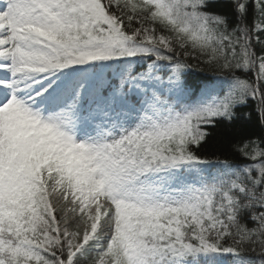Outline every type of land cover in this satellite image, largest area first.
<instances>
[{"label": "snow or ice", "instance_id": "6c2138e0", "mask_svg": "<svg viewBox=\"0 0 264 264\" xmlns=\"http://www.w3.org/2000/svg\"><path fill=\"white\" fill-rule=\"evenodd\" d=\"M0 264H264V0H0Z\"/></svg>", "mask_w": 264, "mask_h": 264}, {"label": "trees", "instance_id": "16d2710c", "mask_svg": "<svg viewBox=\"0 0 264 264\" xmlns=\"http://www.w3.org/2000/svg\"><path fill=\"white\" fill-rule=\"evenodd\" d=\"M191 62H192V63H196L195 61H191ZM201 67H203V66L201 65ZM197 69H199V68H197ZM199 70H200V69H199ZM205 73H206V72H205ZM248 131H249L250 133L255 134V135H259V134H260V129H259V127H258V126H255V125H253V126H249ZM215 145H216V141H215V140H214V141H211V142L209 143V145H207V146L205 147V151L208 152V153H211V152L214 150Z\"/></svg>", "mask_w": 264, "mask_h": 264}]
</instances>
